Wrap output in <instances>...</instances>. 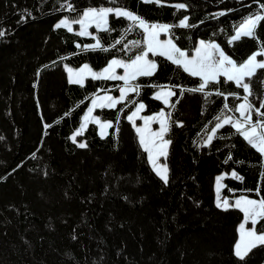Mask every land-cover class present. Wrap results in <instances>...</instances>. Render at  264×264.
I'll use <instances>...</instances> for the list:
<instances>
[{"label":"trees","instance_id":"trees-1","mask_svg":"<svg viewBox=\"0 0 264 264\" xmlns=\"http://www.w3.org/2000/svg\"><path fill=\"white\" fill-rule=\"evenodd\" d=\"M177 3L188 7L169 6ZM117 6L149 23L172 26L170 39L189 54L198 41H214L240 63L264 47V21L256 38L228 43L243 20L260 11L257 0H162L160 5L142 0H0V30L6 33L0 38V264H264V245L244 260L234 255L244 214L234 207L218 208L214 188L217 175L235 171L243 179L225 176L224 195L264 198V158L231 125L219 129L210 145L203 144L215 117L223 111L239 118V113L224 110V98L215 94L206 100L203 93L186 91L180 97L181 88L197 87L200 78L150 53L158 70L132 82L141 85L139 95L129 93L115 108L94 110L100 120L113 122L107 134L102 137L98 125L89 122L77 142L71 140L93 97L105 91L118 94L122 81L86 77L81 86L69 82L66 69L87 64L100 71L112 58L129 60L146 45L141 29L126 32L132 22L112 14L111 31L91 26L89 36L78 35V23L72 32L55 25L64 18L76 20L86 8ZM185 16L194 27H179ZM95 38L109 50L83 48ZM129 41L141 44L124 51ZM223 80L206 91L219 88L243 96L242 89ZM261 81L264 70L252 79L250 99L257 107L264 99ZM153 85L176 92L169 105L154 98L160 88ZM140 102L146 105L145 115L163 109L172 121L183 122V127L171 123L165 134L171 141L165 157L167 185L153 171L127 119ZM240 102L233 96L227 101L232 109ZM257 119L253 113V121ZM79 142L87 147L79 148ZM256 231L264 232V221Z\"/></svg>","mask_w":264,"mask_h":264},{"label":"snow or ice","instance_id":"snow-or-ice-1","mask_svg":"<svg viewBox=\"0 0 264 264\" xmlns=\"http://www.w3.org/2000/svg\"><path fill=\"white\" fill-rule=\"evenodd\" d=\"M142 2L147 4H162V0H142ZM257 3L259 4L260 11L256 12L254 15H249L243 20V22L235 29V34L229 39V44L240 40L242 37L256 38V29L261 21H264V3H259V0H257ZM169 6L174 7L177 10L187 9L188 7L185 3H177ZM67 7L69 10H75L70 3L67 4ZM109 14L114 15L116 18H126L128 21L132 22L129 27L125 29L126 32L132 31L136 27L141 29L144 33V44L146 47L140 51L139 54H136L134 58H130L129 60L118 59L115 57L112 58L99 72L93 71L89 65L85 64L76 73L75 78H73L72 69L68 68L69 82L81 86H83V81L86 78L84 75L86 70L90 78L93 80L123 81V86L119 87L118 97H113L105 91L103 96H95L92 99L91 106L87 108V111L83 116V122L80 128L71 136L73 143L77 142V137L82 134L89 122L99 125L102 137L106 129L114 126L111 121L101 122L99 117L92 116V113L96 108H115L118 104H121L128 98L129 93L139 95L141 85L132 82L141 76H153L158 70L156 61L148 58L151 53L153 56L160 55L165 57L177 67L182 68L183 71L189 75L200 78L201 82L197 87L191 89L181 88L180 97H183L186 91L203 93L206 100L215 94L224 98V110L239 113V118L225 115L223 111L221 115L215 117L216 123L203 141L205 146L212 143L219 129H222L225 125H231L236 133L243 137V139L255 149L262 158H264V111H262V109H264V99L259 100V107H257L250 99V97H253L254 95L252 79L257 75L258 70H264V59H257L258 56L264 57V47L248 56L243 62L238 63L232 59L219 44L214 41L200 40L199 46L195 48V54L189 56V54L186 51L181 50L172 39L166 41H160L158 39L160 32H168L172 26L167 24L149 23L132 11L118 6L101 7L99 9L88 8L84 10L82 18L74 21L81 26L78 35H91L87 30L91 24H94L98 30L111 31L112 29L108 27ZM224 14L225 13L223 12L219 13V15ZM28 15L31 14L28 13ZM188 19L189 18L185 16L180 20L179 27H194V25L187 23ZM55 27H65L69 32L73 31L71 24L67 19H62L55 25ZM5 35V31L0 30V38ZM122 40L123 37H121L120 40H117L116 44H120ZM140 44V41H129L124 44L123 50L130 51L129 45L138 47ZM77 47H80V45H77ZM111 47L114 48L115 44L111 45ZM83 48L88 50H109L102 45L99 38H95L94 44L84 45ZM118 68L123 69V75L117 74L116 69ZM221 77L224 78L223 82L225 84L231 82L234 83L237 88L242 89L244 93L243 96L241 97L239 93L236 92L225 94L219 88H216L214 93L212 91H206L209 85L219 84L221 82ZM261 84H264V81H261ZM153 87L160 88V91L154 93V98L162 100L165 105H169L171 97L176 96V92L167 85H153ZM175 87L180 86L177 85ZM229 96H233L241 101L234 109L229 108V104L227 103ZM179 102L180 100L177 99L175 104H171V106L175 107ZM145 107L146 105L143 102L138 103L135 111H133L127 119L134 124V118L137 117L139 112ZM253 113H255L259 119L253 121ZM67 115H69V113H65V116ZM171 115V113H165L162 109L159 113L153 116L143 117L145 128L149 127L151 121L159 123V130L151 132L147 137L144 134V129L140 127L136 128V132L139 134V143L144 151L148 153V159L152 165L153 171L165 185L170 182L169 168L166 163H158V160L160 157H167L168 147L171 144V141L164 137L165 134L169 132L171 123H175L177 127H183V122L172 121ZM46 127L48 126L46 125ZM77 146L83 149L87 147V144L79 142ZM228 159H232L231 155H229ZM261 166L264 167V159L261 161ZM231 175L238 180L243 179V177L239 176L235 171H233ZM261 176H264V172H261ZM222 179L223 177H217L218 193L220 190V181ZM217 207L225 211L233 207L239 209L244 214L245 223L250 222L252 225V228L247 231H245V223L240 225V240L234 245V255L237 258L244 260L253 248L258 245H264V232L257 233L256 231V225L260 221H264V198L256 200L242 196L235 200L234 204H231L228 199L221 201L218 196Z\"/></svg>","mask_w":264,"mask_h":264},{"label":"rangeland","instance_id":"rangeland-1","mask_svg":"<svg viewBox=\"0 0 264 264\" xmlns=\"http://www.w3.org/2000/svg\"><path fill=\"white\" fill-rule=\"evenodd\" d=\"M86 9H88V8H86ZM86 9H84V10H86ZM84 10L82 11V13L80 14V16H79L76 20L67 19V20L69 21V23L71 24L72 29H75V28H74V23H75L74 21H77V20H79V19L82 18V14H83ZM109 15H110V14H109ZM64 19H65V18H64ZM61 20H62V19H61ZM61 20H60V21H61ZM60 21H59V22H60ZM59 22H58V23H59ZM91 26H95V25H94V24L89 25V27H88V29H87L88 32H89ZM80 30H81V26L79 25V27H78V29H77L76 31L79 33ZM158 39H159L160 41H166V40L170 39L168 32H160L159 35H158ZM198 46H199V41H198L196 47H198ZM183 51H184V50H183ZM188 54H189V53H188ZM194 54H195V49H194V51H193L191 54H189V56L194 55ZM148 58H149L150 60H152V59L150 58V56H149ZM82 66H83V65H82ZM82 66H81L79 69H72V76H73V78H75L76 73L82 68ZM66 71H67V76H68V79H69L68 68L66 69ZM97 72H99V71H97ZM116 72H117L118 75H123V69L118 68V69H116ZM84 75H85V77H90L89 74H88V72H87V70L85 71ZM84 80H85V79H84ZM83 82H84V81H83ZM121 86H123V81H122V83H121V85H120L119 87H121ZM158 91H160V89H159ZM104 94H105V92H103V93H101V94H97V95H95V96H103ZM107 94H109V95H111V96H113V97H118V96H119V90H118V94H114V93H112V92H110V91H107ZM95 96H94V97H95ZM94 97H93V98H94ZM90 106H91V104H90ZM90 106H89V107H90ZM135 109H136V108H135ZM135 109H134L133 111H135ZM133 111H132V112H133ZM132 112H131V113H132ZM131 113H130V114H131ZM157 113H159V112H157ZM157 113L150 114V115H145V114L142 113V110H141V111L139 112L138 116L134 118L135 123H134V124H133V122H131V123H132L133 127L135 128V130H136L137 127H140V128H142V129H144V134H145V136L147 137V136L150 135L151 132H156V131L159 130V123L156 122V121H151L150 124H149V127H148V128H145L143 117L153 116V115H155V114H157ZM92 116L97 117V116L94 114V112L92 113ZM100 121H101V122H106V121H102V120H100ZM82 122H83V121H82ZM97 125H98V124H97ZM79 128H80V127H79ZM79 128H78V129H79ZM78 129H77V130H78ZM98 129H99V134H100L101 130H100L99 125H98ZM77 130H76V131H77ZM76 131H75V132H76ZM107 132H108V129L105 130L104 135H106ZM100 135H101V134H100ZM104 135H103V136H104ZM137 135H138V138H139V134H138V133H137ZM164 138H165V137H164ZM149 162H150V161H149ZM158 163H160V164H164V163H166V161H165V157H160L159 160H158ZM167 166H168V165H167ZM232 172H233V171H231L230 173L223 172V173L217 175V177H223V178H224V177L227 176V175H231ZM217 177L215 178V182H214V188H215V194H216V201H217V197L219 196V198H220L221 201L224 200V199H228L229 202H230L231 204H234L235 200H237V199H239V198H241V197L243 196V195L235 196V197H233V198L231 199V198H229L228 196L224 195V194L222 193L223 179L220 181V190H219V193H218V192H217ZM243 197H247V196H243ZM248 198L259 200L258 198H253V197H248ZM242 223H245V220H243V221L239 224V226H238V239H237L236 243L240 240V235H241L240 225H241ZM251 228H252V227H249L248 224L245 223V231L250 230ZM257 233H258V232H257ZM236 243H235V244H236Z\"/></svg>","mask_w":264,"mask_h":264}]
</instances>
